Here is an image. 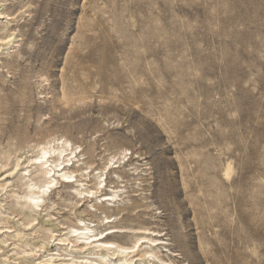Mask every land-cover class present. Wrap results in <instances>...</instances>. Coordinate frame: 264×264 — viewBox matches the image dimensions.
Returning a JSON list of instances; mask_svg holds the SVG:
<instances>
[{
  "label": "rangeland",
  "instance_id": "obj_1",
  "mask_svg": "<svg viewBox=\"0 0 264 264\" xmlns=\"http://www.w3.org/2000/svg\"><path fill=\"white\" fill-rule=\"evenodd\" d=\"M0 5V35L16 33L0 49V156L67 138L82 151L76 167L94 170L82 189L96 187L112 157L126 164L108 176L104 193L124 195L107 214L125 209L109 223L92 207L102 199L80 202L64 185L24 225L17 210L36 212L23 206V171L14 174L0 187V227L14 230L0 231L9 239L0 264L87 256L55 241L74 239L68 227H83L80 218L96 233L147 221L164 234L161 257L177 264H264V0ZM53 230L50 245L26 257ZM117 239L130 245L134 234Z\"/></svg>",
  "mask_w": 264,
  "mask_h": 264
},
{
  "label": "bare ground",
  "instance_id": "obj_2",
  "mask_svg": "<svg viewBox=\"0 0 264 264\" xmlns=\"http://www.w3.org/2000/svg\"><path fill=\"white\" fill-rule=\"evenodd\" d=\"M2 16L4 17L5 13L0 11V17ZM15 37V32L0 35V49L2 46L12 44ZM125 152L126 150H123L120 155H124ZM81 156L82 151L79 152L67 138L62 142L58 139L37 142L30 150L24 151L23 153H19L18 146H10V150L0 156V171L8 167L9 161L14 159L13 168L6 172L10 175L0 181V187L3 190L14 174L17 175L23 171V174L19 176V182L25 192L23 206L36 212L33 215L28 211H24L23 207L17 210L19 212L18 215H23L25 220L23 222L24 225H35L39 220L40 213L38 211L42 212L45 210L47 200H51L57 188H62L64 185L71 188L72 191L69 192H74L81 198L79 200L80 202L84 200L86 202H93L96 198L102 199L101 205L95 203L92 204V207L95 210H103V213L106 214L104 221L107 220L108 223L112 221V218L118 217L125 210L117 208V213L108 215L106 211L108 207L106 208L105 205L115 206L122 199L124 193L118 186H114L111 193H104V190L108 186V176L112 170L116 167L120 169L125 167L126 164L122 162V157H119L114 162V156L105 163L98 173L97 178L99 182L95 183L96 187L82 189L79 188L80 185H88L92 181L91 172L94 170L90 172L86 171V169L91 168V165L85 168L76 167L81 164ZM32 169L34 170L32 171ZM233 171L232 164L228 163L224 169L225 178L230 179ZM35 175H37V178H35ZM76 182L81 183L76 187L73 185ZM103 183L105 184V188H101ZM123 217H127V215ZM124 220L126 219L124 218ZM80 221L84 223L83 227H68L72 230L71 233L75 232L73 234L74 239H71L66 234L65 238H58L55 241L58 240L57 244L59 245H72V252L79 254L85 253L87 256H73L72 258L60 261L58 264H177L172 260V257L168 258V260L161 257V252L158 248L166 243L163 238L164 234L161 231L151 228L147 221L139 222L136 225L124 226L118 224L121 222L120 220L117 224L97 233L95 232V227L92 226L93 221L89 224L82 218H80ZM0 231L10 233L14 230L12 226H3L0 227ZM120 234H134L133 243L130 245L121 243L117 239V236ZM56 235L54 230L50 231V235L42 239L41 245H36L30 250H23V253L26 257L38 253V251L48 247L51 243L50 239L52 240ZM8 240H0V251L7 244ZM145 245L149 248L143 249ZM7 258L5 257V259ZM52 260L50 258L47 261Z\"/></svg>",
  "mask_w": 264,
  "mask_h": 264
}]
</instances>
